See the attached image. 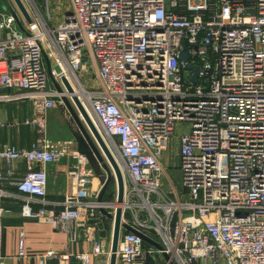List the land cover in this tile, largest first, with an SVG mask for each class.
<instances>
[{
	"label": "built area",
	"instance_id": "obj_1",
	"mask_svg": "<svg viewBox=\"0 0 264 264\" xmlns=\"http://www.w3.org/2000/svg\"><path fill=\"white\" fill-rule=\"evenodd\" d=\"M22 2L29 23L13 1L0 10V104L34 102L43 130L44 112L71 98L62 78L75 91L94 67L99 87L82 83L87 97L79 100L123 174L122 222L162 246L121 229L116 264H146L163 253L164 264H264V0H70L50 31ZM184 40L189 64L198 67L195 83L178 59ZM175 131L184 198L161 187ZM65 153L45 136L29 148L0 147V222L2 201L12 197L23 217L50 222L72 240L80 230L91 243L81 264L91 255L109 258L95 228L99 208L114 210L97 202L103 183L92 188L84 155L69 171L76 192L58 211L46 208L47 173L35 165ZM18 246L23 255L22 239Z\"/></svg>",
	"mask_w": 264,
	"mask_h": 264
},
{
	"label": "crops",
	"instance_id": "obj_2",
	"mask_svg": "<svg viewBox=\"0 0 264 264\" xmlns=\"http://www.w3.org/2000/svg\"><path fill=\"white\" fill-rule=\"evenodd\" d=\"M50 86L52 87V85ZM66 111L67 109L60 105L47 109L43 114L44 128L39 130V126L34 120L40 114L34 102L18 100L0 104V121L4 123V126L0 128V147L4 144H11L18 148H29L33 141L42 136L52 142L57 141L64 144L66 153L58 161L35 165L47 173L46 200L48 204L46 208L53 212L61 209L64 198L73 195L77 190L69 171L74 168L78 153L84 155L88 160L84 169L95 175L92 188L97 189L102 183L99 176H101L103 168L93 154L89 156L80 149L82 142L79 133ZM176 144L177 134L170 139L166 151L168 149L172 151L179 162ZM164 155L161 162L163 160L168 162L167 154L164 153ZM1 166L5 168L6 165L1 162ZM17 167L20 174L27 169L23 161L18 162ZM164 173L167 175L166 170ZM170 184L172 191L176 190L171 181ZM7 189L15 190L13 186H7ZM85 199L92 200L94 197L87 195ZM2 204L6 212L0 222V264H81V254L91 251V243L83 237L80 230L77 232L76 240H72L68 233L57 229L50 222L21 216L19 200L8 197L3 199ZM101 220L103 224H99L101 227L96 225L95 235L102 238L103 246L106 245L108 249L113 222L105 215L100 218ZM99 230L102 232L101 236L98 235L99 233L97 234ZM20 239H22L23 255H19ZM51 249L56 251V256H44ZM61 255L68 256L66 263L59 262ZM165 260L164 256L156 255L149 258L146 264H164ZM108 263L109 258L106 253L89 257V264Z\"/></svg>",
	"mask_w": 264,
	"mask_h": 264
},
{
	"label": "water",
	"instance_id": "obj_3",
	"mask_svg": "<svg viewBox=\"0 0 264 264\" xmlns=\"http://www.w3.org/2000/svg\"><path fill=\"white\" fill-rule=\"evenodd\" d=\"M13 1L15 2L16 6L18 7L19 11L23 15L26 22H30L31 18L23 2L21 0H13ZM66 13H69V12H66ZM15 19L17 21L19 28L21 30H24L23 25L20 23V21L17 19L16 16H15ZM189 47H190V44L188 43V41L184 40L183 48L178 53V59L182 62L184 71H189V70L193 71V75L190 77L189 80L190 82L195 83L197 80L198 67L193 66L189 64L188 62ZM62 80H63V83L65 85L67 92L71 95L70 99L67 98L66 96H63L62 102L64 106L66 107L69 115L71 116L73 122L77 126L80 134L82 135L91 153L93 154L95 159L99 162V164L102 166V168L106 172V178L97 196V202H102L103 196L106 192V189L112 177L114 178V181H115V185H116L115 201L110 203V206L115 205L114 213L108 212L103 208H99V211L105 216H107L109 219H111L113 222L111 242H110V255H109L108 264H116V249H117V244H118V239H119L121 229H123L124 231L133 232L139 235L145 242L150 243L151 245L155 246L158 249H162V246L159 243L151 240L149 237L140 233L139 231L134 229L132 226H130L126 222H122L121 203L123 202V195H124L123 174L112 152L108 148L105 140L103 139L98 128L96 127L94 121L92 120L87 110L82 105L81 101L79 100V97L76 94H74V90L72 86L69 84V82L64 77L62 78ZM53 84L57 91L61 90L55 82H53ZM163 256L165 259H168V255L166 253H163ZM170 264H173V263H170Z\"/></svg>",
	"mask_w": 264,
	"mask_h": 264
},
{
	"label": "rangeland",
	"instance_id": "obj_4",
	"mask_svg": "<svg viewBox=\"0 0 264 264\" xmlns=\"http://www.w3.org/2000/svg\"><path fill=\"white\" fill-rule=\"evenodd\" d=\"M12 1L13 0H9V2H8V0H0V10L6 11L9 7L10 8L13 7L14 5L12 4ZM28 1H29L28 3L31 5L30 7H28V9L32 11V8H31L32 6L36 9L39 17L41 19H43V22H44L45 26L47 27V30H49V31L53 30L54 28H56L57 24L63 19V15L66 12H69L71 10L70 0H28ZM27 23H29V22H27ZM48 52H50V51L48 50ZM46 62L48 63V59L47 60L45 59V61H44L45 65H46ZM93 68L94 67H92V66H88L87 71L82 73V76L80 77L82 83L85 85L86 88L99 87V84H98V81L96 79V76H95ZM184 75L187 76V72H184ZM53 86H54V84H53ZM59 105L63 106L66 109V107L63 104V102H62V104H59ZM66 112H67V116L69 117V119H71V121L73 122V120H72L71 116L69 115L68 111H66ZM73 124H74L75 128H77V126L75 125L74 122H73ZM39 130H41L40 127H39ZM77 131L79 133L80 138L83 139V137L80 134L78 128H77ZM176 134H177V131H175V135ZM176 149H178L177 148V144H176ZM164 153L167 154V157H168V162H164V160L162 162L164 170H166V174L167 175H165V173H164V175L162 176V178H161V187H162V189L164 191L171 192L172 196L177 195L180 198H184V187L182 185V176H181V171H180V168H179L178 158L169 149L167 151L165 150ZM163 156H165V155H163ZM102 174H101L102 176L99 177V179L103 183V181L106 178V172H105L104 169L102 170ZM170 181H171V183L173 184V186L175 187L176 190L172 191ZM115 196H116V185H115L114 178L112 177L111 181H110V183H109V185H108V187L106 189V192L104 194L105 198L102 200V202L106 201V203H108V205L110 206V203L115 201ZM114 206L115 205H113L112 207H109V209L113 211L114 210ZM121 219H122V216H121ZM100 223L103 224L102 220L99 222V224ZM97 234L99 236H101L102 232H100V230H99L97 232ZM104 249H107L106 245H105Z\"/></svg>",
	"mask_w": 264,
	"mask_h": 264
},
{
	"label": "bare ground",
	"instance_id": "obj_5",
	"mask_svg": "<svg viewBox=\"0 0 264 264\" xmlns=\"http://www.w3.org/2000/svg\"><path fill=\"white\" fill-rule=\"evenodd\" d=\"M73 86L75 87L74 94L79 96V98L87 97V94L85 93L84 88H83L82 81L77 80L76 83L73 84Z\"/></svg>",
	"mask_w": 264,
	"mask_h": 264
},
{
	"label": "trees",
	"instance_id": "obj_6",
	"mask_svg": "<svg viewBox=\"0 0 264 264\" xmlns=\"http://www.w3.org/2000/svg\"><path fill=\"white\" fill-rule=\"evenodd\" d=\"M80 141L82 142L81 144V150L83 151V152H85L87 155H89V156H92V153H91V151H90V149L88 148V146H87V144L85 143V141L82 139V138H80Z\"/></svg>",
	"mask_w": 264,
	"mask_h": 264
}]
</instances>
